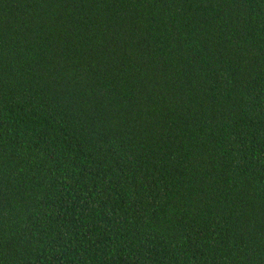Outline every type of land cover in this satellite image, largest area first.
<instances>
[{
    "label": "trees",
    "instance_id": "obj_1",
    "mask_svg": "<svg viewBox=\"0 0 264 264\" xmlns=\"http://www.w3.org/2000/svg\"><path fill=\"white\" fill-rule=\"evenodd\" d=\"M0 264H264V0H0Z\"/></svg>",
    "mask_w": 264,
    "mask_h": 264
}]
</instances>
